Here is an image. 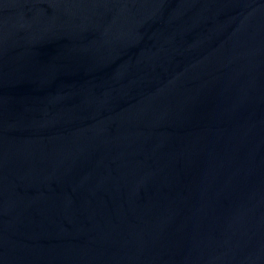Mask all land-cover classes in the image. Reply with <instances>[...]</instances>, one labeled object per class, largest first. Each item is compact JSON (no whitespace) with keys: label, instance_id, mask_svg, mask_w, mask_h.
Segmentation results:
<instances>
[{"label":"water","instance_id":"95a60500","mask_svg":"<svg viewBox=\"0 0 264 264\" xmlns=\"http://www.w3.org/2000/svg\"><path fill=\"white\" fill-rule=\"evenodd\" d=\"M0 264H264V0H0Z\"/></svg>","mask_w":264,"mask_h":264}]
</instances>
